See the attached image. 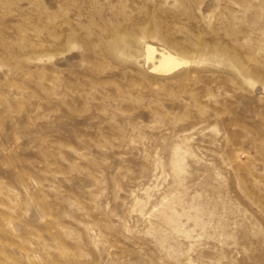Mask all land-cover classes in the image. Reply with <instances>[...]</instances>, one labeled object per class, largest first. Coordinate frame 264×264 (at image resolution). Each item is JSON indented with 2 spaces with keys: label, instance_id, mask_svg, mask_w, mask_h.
Listing matches in <instances>:
<instances>
[{
  "label": "rangeland",
  "instance_id": "1",
  "mask_svg": "<svg viewBox=\"0 0 264 264\" xmlns=\"http://www.w3.org/2000/svg\"><path fill=\"white\" fill-rule=\"evenodd\" d=\"M250 130L264 0H0V264H216L217 200L264 232L237 221ZM231 239L223 264L264 252Z\"/></svg>",
  "mask_w": 264,
  "mask_h": 264
},
{
  "label": "bare ground",
  "instance_id": "2",
  "mask_svg": "<svg viewBox=\"0 0 264 264\" xmlns=\"http://www.w3.org/2000/svg\"><path fill=\"white\" fill-rule=\"evenodd\" d=\"M147 50V60L151 62L150 68L153 71H156L160 74H169L177 71L183 66L190 64L193 60L174 52L166 47L159 48L156 45L148 42L146 44ZM195 61V60H194ZM250 137L248 140V149L250 150V154H248L243 164V168L245 171L246 185L248 186V198L250 202H244V210L247 212L250 209V214L246 216L244 214V218L240 217L237 219L238 223L243 224L244 221L250 224L255 225L260 221L264 224V137L262 135L256 137L253 130H250ZM253 152V153H252ZM221 153V152H220ZM231 156L228 160V163H231L236 157H239L241 153H237L231 151ZM219 155V154H218ZM218 168H221L220 163ZM229 173L233 175V173H237L233 167L228 169ZM220 171L218 170V173ZM241 190V189H240ZM230 193V192H229ZM232 193V192H231ZM242 193V191H241ZM240 195V194H239ZM246 197V196H245ZM230 198L227 201V204H224L223 201L217 200L216 208H217V216H216V226L220 227L222 225L223 216L227 217L226 220V238L224 244V250L221 247H216L214 249V258L216 264H223L221 261L223 257H229L232 253V239L231 236H236L239 242L250 247L252 240L258 243V245L264 249V245L262 242L264 241V232L261 236L257 237L256 233L250 235L246 226L240 227L237 225L234 227L232 225V221L235 219L234 206L230 202ZM234 199V198H233ZM236 199V198H235ZM236 202V201H235ZM225 208V214L222 213V208ZM242 216V217H243ZM244 225V224H243ZM249 225V226H250ZM243 238V239H241ZM216 240L219 245L221 240V230H217L216 232ZM251 242V243H250ZM254 255V254H253ZM228 264V263H226ZM250 264V263H249ZM251 264H264V252H259L257 256H254V260Z\"/></svg>",
  "mask_w": 264,
  "mask_h": 264
}]
</instances>
